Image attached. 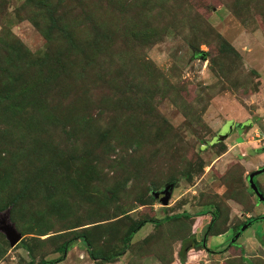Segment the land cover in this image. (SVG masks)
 <instances>
[{"label":"rangeland","instance_id":"1","mask_svg":"<svg viewBox=\"0 0 264 264\" xmlns=\"http://www.w3.org/2000/svg\"><path fill=\"white\" fill-rule=\"evenodd\" d=\"M262 167L264 0H0V264H264Z\"/></svg>","mask_w":264,"mask_h":264},{"label":"trees","instance_id":"2","mask_svg":"<svg viewBox=\"0 0 264 264\" xmlns=\"http://www.w3.org/2000/svg\"><path fill=\"white\" fill-rule=\"evenodd\" d=\"M202 52L201 51H195V54H201ZM7 58L9 59V57L7 56ZM255 179V177H254ZM256 182V180H255ZM257 183V182H256ZM258 185V184H257ZM259 187V185H258ZM251 189V188H250ZM260 189V188H259ZM261 191V190H260ZM254 193V192H253ZM263 194V193H262ZM264 195V194H263ZM19 199V196H15V198L10 201L11 204H14L15 201L17 202ZM264 203V202H263ZM209 210H205V211H201L199 212L200 214H205V213H208ZM210 213V212H209ZM190 214L187 213V212H182V213H179V214H176V215H173L172 217H176V218H179V217H189ZM217 217V213L216 212H211V221L210 223L208 224V227L209 228H212V225L215 221V218ZM263 216H254V217H249L248 219H246V221L241 224L240 226H238L236 228V233H239L242 229L243 226H249V224L251 225L252 223L256 222V221H259V220H262ZM149 220H141L139 221L135 227L131 228L129 231V234L128 236L126 237V240L127 241H130L132 236L134 235V233L136 232V230H138L141 226H143L146 222H148ZM152 222H157V220H151ZM260 228V227H259ZM257 229L256 233L258 236L261 235V231L260 229ZM82 242L85 247H86V252L87 254L90 256L91 259L95 260L96 259V256L91 248V242L88 238V236L85 234V233H79V234H75V236L63 241L60 246L58 247V252L61 253L60 256H58L57 258H53V259H49V260H45V259H42L38 262H34L33 260H31L28 264H54V263H57V262H60L64 259V254L67 252V250L69 249L70 245L73 244L74 242ZM201 249L203 250H207V247L204 245L203 243V240L201 239Z\"/></svg>","mask_w":264,"mask_h":264},{"label":"water","instance_id":"3","mask_svg":"<svg viewBox=\"0 0 264 264\" xmlns=\"http://www.w3.org/2000/svg\"><path fill=\"white\" fill-rule=\"evenodd\" d=\"M232 127H233V123L230 122L229 123V129H231ZM226 132H228V131H226ZM263 172H264V167L250 172L247 176L249 187L254 192V194L257 196L258 200H260L261 202H264V195L260 191L257 183L255 182L254 177L257 176L258 174L263 173ZM171 190H172V187L166 188L163 192L164 193L163 196H161V197H159L158 192H154V196L159 197L160 202L162 204L166 205L168 203L169 198H170ZM243 228H245V226H243L242 229ZM0 231L5 234L6 238L10 241V244L13 246L16 245L21 239V234L15 229L14 225L10 222L8 214H5L3 217L0 218ZM237 234H239V233H237ZM237 234H236V236H237Z\"/></svg>","mask_w":264,"mask_h":264}]
</instances>
